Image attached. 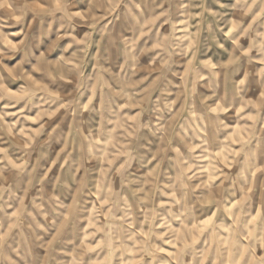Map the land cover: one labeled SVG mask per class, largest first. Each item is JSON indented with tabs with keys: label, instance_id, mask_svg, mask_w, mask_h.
I'll return each mask as SVG.
<instances>
[{
	"label": "rangeland",
	"instance_id": "1",
	"mask_svg": "<svg viewBox=\"0 0 264 264\" xmlns=\"http://www.w3.org/2000/svg\"><path fill=\"white\" fill-rule=\"evenodd\" d=\"M0 264H264V0H0Z\"/></svg>",
	"mask_w": 264,
	"mask_h": 264
}]
</instances>
